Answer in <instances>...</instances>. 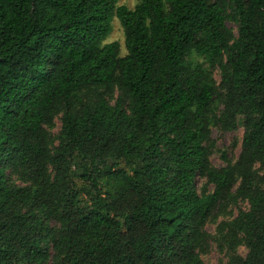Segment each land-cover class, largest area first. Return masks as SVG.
Segmentation results:
<instances>
[{
  "label": "trees",
  "instance_id": "obj_1",
  "mask_svg": "<svg viewBox=\"0 0 264 264\" xmlns=\"http://www.w3.org/2000/svg\"><path fill=\"white\" fill-rule=\"evenodd\" d=\"M117 1L0 0V264H47L50 242L61 264H206L201 227L237 198L231 264H264V0ZM238 116V157L214 168L210 126Z\"/></svg>",
  "mask_w": 264,
  "mask_h": 264
},
{
  "label": "rangeland",
  "instance_id": "obj_2",
  "mask_svg": "<svg viewBox=\"0 0 264 264\" xmlns=\"http://www.w3.org/2000/svg\"><path fill=\"white\" fill-rule=\"evenodd\" d=\"M138 0H118L117 4H123L128 8H133ZM227 25L236 30V25L228 21ZM117 41L120 46V55L126 53L124 46V34L122 27L116 17L111 20V31L108 34L104 42ZM187 60L190 62L191 66L199 65L205 70L209 71L215 81L218 92L221 93L222 90L219 88L220 74L217 67H212L208 62L200 55L193 53ZM117 93L115 92L114 95ZM115 97V96H114ZM212 112L218 114L222 109V103L214 102L212 105ZM61 126V113L56 114L50 123L45 124V130L48 135V141L50 146L53 148L58 143V133ZM243 124L242 117L238 116L235 126L232 129H224L219 124L210 126V138L213 142V146L209 151V162L214 168H220L232 164L236 161L241 145V139L243 134ZM254 168L259 175L260 179H264V165L259 163L254 164ZM10 180L17 184H24L20 180L16 173H10ZM239 180L233 185L231 192H234L237 188ZM264 187V183H261ZM196 189L198 192H210L213 186L209 184L206 179L198 175L196 178ZM248 208V203L246 199L237 198L235 202H221L217 204L211 214L204 222L201 227L202 233H204V238L201 245L197 248V253L199 257L206 264H231V260L235 257H244L248 251L245 242L242 240L241 236H238L237 242L230 246L229 241L221 238L218 228H222L225 223H228L237 216L240 210H246ZM52 227H56L57 223L55 221L50 222ZM50 257L47 264H61L60 261L55 257V251L50 242L49 244Z\"/></svg>",
  "mask_w": 264,
  "mask_h": 264
}]
</instances>
